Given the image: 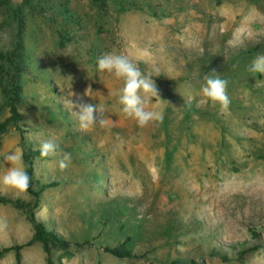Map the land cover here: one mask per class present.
I'll return each instance as SVG.
<instances>
[{
    "label": "rangeland",
    "instance_id": "374dc122",
    "mask_svg": "<svg viewBox=\"0 0 264 264\" xmlns=\"http://www.w3.org/2000/svg\"><path fill=\"white\" fill-rule=\"evenodd\" d=\"M13 52L25 133L11 125L0 136V175L11 167L6 154L54 140L56 155L34 158L32 185L60 183L41 193L35 213L49 229L95 243L53 248L55 264H264V75L248 70L264 54V0H0V122L11 115ZM108 52L144 73L159 69L162 100L149 109L163 112L162 123L140 127L123 112V81L98 70ZM213 71L228 81L226 112L200 103ZM89 86L84 99L104 108L106 124L85 131L70 101ZM65 153L71 164L61 171ZM0 195L33 200L28 191ZM0 218V249L32 238L12 204H0ZM132 233L143 258L104 252ZM21 253V264H47L39 242ZM0 264H16L15 251Z\"/></svg>",
    "mask_w": 264,
    "mask_h": 264
},
{
    "label": "clouds",
    "instance_id": "9594fccd",
    "mask_svg": "<svg viewBox=\"0 0 264 264\" xmlns=\"http://www.w3.org/2000/svg\"><path fill=\"white\" fill-rule=\"evenodd\" d=\"M98 70L113 74L117 79L123 81V87L119 90V103L123 106V112L130 118H134L140 127H146L152 122L162 123L164 114L162 111L150 110L149 104L153 101L162 100L154 76H160L159 69L144 73L129 57L123 53L108 52L98 58ZM253 74L264 75V54H258L251 62L249 69ZM205 83L201 88V104L211 102L212 105H219L221 112H226L231 104L227 93L228 81L221 78L215 71L206 74ZM89 86L83 94H73L75 101L71 99L70 103L74 106L73 115L79 123L82 130H88L93 125L99 123L105 125L104 108L100 105H94L86 102L84 97L89 96ZM59 145L54 140L42 141L39 146L42 157L54 156L57 153ZM8 167L0 175V190L12 189L18 193H26L31 185L23 157L19 153L13 152L4 157ZM71 154L65 153L63 159L59 162L61 171H64L71 164ZM7 229V220L0 218V233Z\"/></svg>",
    "mask_w": 264,
    "mask_h": 264
},
{
    "label": "trees",
    "instance_id": "16d2710c",
    "mask_svg": "<svg viewBox=\"0 0 264 264\" xmlns=\"http://www.w3.org/2000/svg\"><path fill=\"white\" fill-rule=\"evenodd\" d=\"M25 2L29 4L31 0H25ZM10 63L15 66V70H16L10 78V89L8 92V100H7V104L10 107L11 115L5 121L0 122V136L8 130L9 126L13 125L21 133L23 139L25 130L22 129L19 125L21 115L18 110V103L21 99L22 87L16 82L18 76L17 71L19 70V68H18V64H16V54L14 52L11 54ZM22 156L26 164L27 172L31 177V185L28 189V192L33 196V200L26 202L21 199H13L11 197L0 195V204H12L17 209L22 211L27 216V219L33 224L34 234L32 238L24 244H15L0 249V257H2L5 253L14 250L16 264H21L22 261L21 249L24 246H29L34 242H39L43 245V248L45 250L47 264H55L51 257L53 248L57 247L67 250L72 245L78 247L94 246L95 243L90 239H85L84 241L75 240L73 238L70 239L65 237L56 230L49 229L47 223L44 220L37 217L35 210L38 208L40 204L41 193L46 188L57 186L60 182L59 180H55L42 185L40 190H35L32 185V176L34 173V158L41 156L40 151L39 149L36 150L27 149L25 146H23ZM112 204L120 211L127 209V205L120 199H113ZM135 236H136L135 233L128 234L126 235V238L123 241H120L117 245H105L103 247V250L104 252L121 259H141L143 258L144 255L135 251V249L130 245L134 240ZM251 250L254 249H249V251ZM225 260H228L227 257ZM171 263L200 264L194 259L186 262L179 259V260H174Z\"/></svg>",
    "mask_w": 264,
    "mask_h": 264
}]
</instances>
